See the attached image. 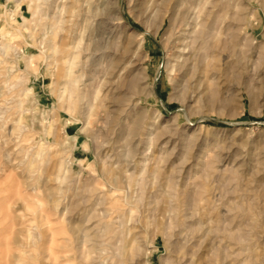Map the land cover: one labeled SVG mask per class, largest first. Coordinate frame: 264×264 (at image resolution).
I'll use <instances>...</instances> for the list:
<instances>
[{
  "label": "rangeland",
  "instance_id": "1",
  "mask_svg": "<svg viewBox=\"0 0 264 264\" xmlns=\"http://www.w3.org/2000/svg\"><path fill=\"white\" fill-rule=\"evenodd\" d=\"M136 2L0 0V264H264V0ZM54 16L100 90L76 110Z\"/></svg>",
  "mask_w": 264,
  "mask_h": 264
},
{
  "label": "bare ground",
  "instance_id": "2",
  "mask_svg": "<svg viewBox=\"0 0 264 264\" xmlns=\"http://www.w3.org/2000/svg\"><path fill=\"white\" fill-rule=\"evenodd\" d=\"M149 1H151V0H137L136 4H141V5L145 4L146 5L147 3H149ZM52 22H53L52 23V27L54 29V32L52 31V33L48 34L45 39H47V40L54 39V42L56 43L57 41H56L55 38L59 36V32L60 31H65L66 32V34H63V35L60 36L61 37L60 38L61 43L59 44V46H56L53 49L54 55L56 54V56H54V60L60 66L59 69L61 70L62 83L64 84L63 97H64V99H65V101L67 103L66 104L67 108L69 110H76L77 108H80V106H82V104H83L85 99H87V98H89V97H91L93 95H95V97L98 98L99 95H100L99 94L100 90L99 91L98 90L92 91L91 89H89L88 83H83L82 82L83 81V79H82L83 78V72H82V65H83L82 63H83V61L80 59V57H81L82 54L84 56V54L86 52L85 51L86 48H84V47L81 48L79 45L76 46V37H74V35H73V34H75V32H78L79 29L75 28V26H76L75 24H72L69 27L68 26L67 27L64 26V24L61 23L62 21H60L58 16H54ZM186 25L188 26V23L185 24V26ZM58 29H60V31H58ZM181 30H183V31L181 32L180 37H179L180 41L183 40L182 46L184 48H188L189 47V50H188V52L185 53V55H184L182 60H180V58L182 57V55L184 53L183 54L181 53L182 55L181 54L177 55L178 59H177L176 62H178V63H177L176 66H174L175 68H173V69L177 70V73H178L179 77L181 78V81H186V80L188 81L190 79V77L196 76V74L198 75V73H200V72L201 73L205 72V71H203L205 68L203 66L199 65L200 63L197 62V58L198 57H202L203 56V55H201L202 52L207 50V49H205V47H206L205 44L207 42L205 41L206 39L203 38L204 39L203 40L202 37H201V36H204V35H201V34H203V32H199L198 31L199 32L198 33L196 31L195 33H197V35L194 34V35H196V36H194V39H192V41L189 42V43L183 44L185 42L186 38H187L185 36L186 35V31L189 30V29L187 27H184ZM200 31H203V30H200ZM79 32H81V31L79 30ZM189 34L190 33H188V35ZM188 38H189V36H188ZM79 43H80V40L78 41L77 44H79ZM177 44H179V42ZM56 45H57V43H56ZM182 51H183V49H182ZM178 52H181V50H179ZM203 53L205 54V52H203ZM205 56L208 57V55H205ZM52 57H53V55L49 54V56H47V59L50 60ZM197 65L200 66V67L197 68ZM120 68L121 67H119V70H120ZM124 71H125V68H124ZM120 72L121 71H119L116 75H114L116 77V79L119 76ZM109 87L105 88L104 91H103V96L102 97L105 98V99L107 97H109L108 94L112 90V88L111 87L109 88ZM119 108H120V111H122V108H123V111L125 110L124 106L122 108L119 106ZM117 120H118V118H117ZM181 201H183V200H181ZM179 206L182 208L183 207L182 203H180ZM182 209L180 211H182ZM183 221H181V222H183ZM179 226H180V224H179ZM137 242L138 241H137V239L135 237V239H132V242H131V244H130V246L128 248L130 250H138V249H140V247H139ZM181 251H182V249H181ZM183 256H184V254H183Z\"/></svg>",
  "mask_w": 264,
  "mask_h": 264
}]
</instances>
